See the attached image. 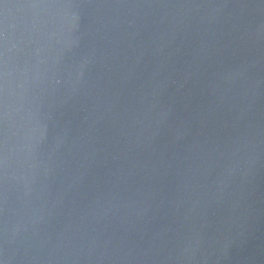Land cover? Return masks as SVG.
I'll return each instance as SVG.
<instances>
[{"label": "clouds", "instance_id": "1", "mask_svg": "<svg viewBox=\"0 0 264 264\" xmlns=\"http://www.w3.org/2000/svg\"><path fill=\"white\" fill-rule=\"evenodd\" d=\"M0 264H264V0H0Z\"/></svg>", "mask_w": 264, "mask_h": 264}]
</instances>
